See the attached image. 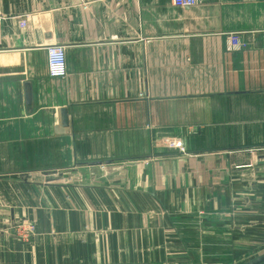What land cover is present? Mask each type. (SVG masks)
<instances>
[{"label": "crops", "instance_id": "crops-1", "mask_svg": "<svg viewBox=\"0 0 264 264\" xmlns=\"http://www.w3.org/2000/svg\"><path fill=\"white\" fill-rule=\"evenodd\" d=\"M0 8V264L264 251V0ZM49 46L65 48L67 78L49 77ZM166 137L185 150H158Z\"/></svg>", "mask_w": 264, "mask_h": 264}, {"label": "built area", "instance_id": "built-area-1", "mask_svg": "<svg viewBox=\"0 0 264 264\" xmlns=\"http://www.w3.org/2000/svg\"><path fill=\"white\" fill-rule=\"evenodd\" d=\"M198 0H173L176 7H192L197 5ZM4 21V14L0 8V25ZM229 45L232 50L239 51L243 49L244 45L237 34L229 36ZM48 74L52 79H65L68 77L67 56L63 46H49L46 49ZM170 148L182 149L179 140H166L164 142Z\"/></svg>", "mask_w": 264, "mask_h": 264}, {"label": "rangeland", "instance_id": "rangeland-1", "mask_svg": "<svg viewBox=\"0 0 264 264\" xmlns=\"http://www.w3.org/2000/svg\"><path fill=\"white\" fill-rule=\"evenodd\" d=\"M166 140H179L177 138H169V137H166V138H162L161 141L157 142V146L156 148L158 150H162L163 148L166 149V150H177V151H184L185 148L181 142V145H182V149H179V148H170L168 147V144H165L164 142ZM33 225L32 224H28V223H20L16 226L15 228V232H16V235L18 237V239H21V240H25L27 241L28 239H30V237H32L33 235ZM264 255V251L262 252H259V253H253L250 257H247V258H240V256H237L236 260L235 261H232L231 259L230 260H223L221 262V264H247L261 256Z\"/></svg>", "mask_w": 264, "mask_h": 264}, {"label": "water", "instance_id": "water-1", "mask_svg": "<svg viewBox=\"0 0 264 264\" xmlns=\"http://www.w3.org/2000/svg\"><path fill=\"white\" fill-rule=\"evenodd\" d=\"M68 127H69L68 111L64 109L61 111V128L66 129ZM247 264H264V255Z\"/></svg>", "mask_w": 264, "mask_h": 264}]
</instances>
